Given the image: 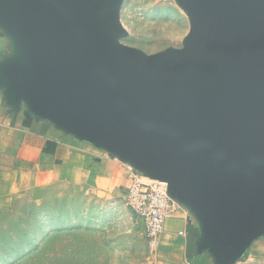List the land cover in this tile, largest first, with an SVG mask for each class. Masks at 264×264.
Here are the masks:
<instances>
[{
    "label": "crops",
    "instance_id": "crops-1",
    "mask_svg": "<svg viewBox=\"0 0 264 264\" xmlns=\"http://www.w3.org/2000/svg\"><path fill=\"white\" fill-rule=\"evenodd\" d=\"M162 1L186 11L192 25H219L203 40L264 48V0ZM50 10L42 0H0V198L62 185L101 205H126L132 173L166 176L178 213L157 243L146 238L152 264L263 258L264 159L248 154L237 166L205 143L185 147L128 117L111 101L87 36Z\"/></svg>",
    "mask_w": 264,
    "mask_h": 264
},
{
    "label": "water",
    "instance_id": "water-1",
    "mask_svg": "<svg viewBox=\"0 0 264 264\" xmlns=\"http://www.w3.org/2000/svg\"><path fill=\"white\" fill-rule=\"evenodd\" d=\"M42 5L61 12L87 36L111 101L128 117L173 133L185 147L205 143L237 166L248 154L264 159V48L240 42L231 50L200 38L207 41L203 51L210 65L196 68L199 50L174 71L157 70L118 44L97 0H42ZM214 27L212 33L220 28ZM156 179L167 182L166 176Z\"/></svg>",
    "mask_w": 264,
    "mask_h": 264
},
{
    "label": "rangeland",
    "instance_id": "rangeland-1",
    "mask_svg": "<svg viewBox=\"0 0 264 264\" xmlns=\"http://www.w3.org/2000/svg\"><path fill=\"white\" fill-rule=\"evenodd\" d=\"M148 1L97 0L118 44L157 70L174 71L199 50L196 68L210 65L200 35L217 25H192L174 4ZM5 196L0 198V264H152L153 249L124 203L101 205L62 185L40 195ZM262 257L254 264H264V250Z\"/></svg>",
    "mask_w": 264,
    "mask_h": 264
},
{
    "label": "built area",
    "instance_id": "built-area-1",
    "mask_svg": "<svg viewBox=\"0 0 264 264\" xmlns=\"http://www.w3.org/2000/svg\"><path fill=\"white\" fill-rule=\"evenodd\" d=\"M126 205L142 222L145 238L153 243L163 233L166 218L178 213L176 202L168 194L167 182L143 180L138 173H132Z\"/></svg>",
    "mask_w": 264,
    "mask_h": 264
},
{
    "label": "bare ground",
    "instance_id": "bare-ground-1",
    "mask_svg": "<svg viewBox=\"0 0 264 264\" xmlns=\"http://www.w3.org/2000/svg\"><path fill=\"white\" fill-rule=\"evenodd\" d=\"M103 15H104V13H103Z\"/></svg>",
    "mask_w": 264,
    "mask_h": 264
}]
</instances>
